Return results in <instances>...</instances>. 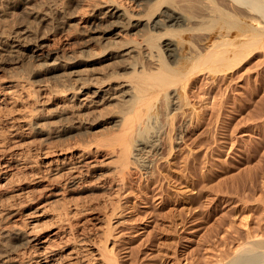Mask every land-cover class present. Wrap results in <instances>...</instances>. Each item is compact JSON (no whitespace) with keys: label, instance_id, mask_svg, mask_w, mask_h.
I'll use <instances>...</instances> for the list:
<instances>
[{"label":"rangeland","instance_id":"374dc122","mask_svg":"<svg viewBox=\"0 0 264 264\" xmlns=\"http://www.w3.org/2000/svg\"><path fill=\"white\" fill-rule=\"evenodd\" d=\"M13 1L0 0V149L21 154L4 169L5 195L29 203L26 212L34 211L29 220L44 228L54 223L65 202H53L51 191L63 180H50L54 170L47 162L77 153L82 146L77 135L47 137L21 121L36 101L52 107L64 99L55 90L57 78L33 73L28 47L34 45L35 33L41 37L48 30L42 39L48 48L67 44L77 48L78 18L90 7L75 3L68 14L57 13L51 24L48 20L38 25L36 14L61 7L63 0H31L32 13L23 10L22 2L17 5L19 0ZM256 51L225 76L211 72L196 76L189 87L190 104L184 106L186 116L174 121L175 128L187 123L183 140L173 138L176 130L167 124L159 137V153L144 154L147 173L143 166H132L117 194L107 188L111 176L107 180L90 172L84 176L77 186L81 190L67 198L72 209L86 208L92 217L85 226L91 227L89 231L79 232L88 239L83 260H92L82 264L99 261L93 245L104 240L118 264H222L252 241L264 239V50ZM11 80L20 83L15 91L4 84ZM96 130L94 146L112 134ZM67 146L68 152L61 151ZM95 152L90 159L102 160L100 150ZM251 171H257L256 182L243 183ZM46 183L49 187L44 188ZM105 214L112 218L109 224L103 221ZM81 218L74 215L72 220Z\"/></svg>","mask_w":264,"mask_h":264},{"label":"bare ground","instance_id":"6f19581e","mask_svg":"<svg viewBox=\"0 0 264 264\" xmlns=\"http://www.w3.org/2000/svg\"><path fill=\"white\" fill-rule=\"evenodd\" d=\"M30 1L19 0L17 5L22 2L23 10L32 13ZM75 3L90 7L87 15L78 18L77 48L70 44L48 48L42 40L48 30L41 37L35 33L34 45L28 47L33 73L57 78L60 84L55 90L64 99L52 107L36 101L34 110L21 121L39 135H77L82 147L77 153H64L47 162L54 170L50 180H63L51 191L53 202H65L54 223L44 228L29 220L34 213L26 212L29 203L5 195L8 178L4 169L10 168L11 160L19 159L21 151L0 149V264H82V248L88 239L79 234L89 228L85 226L92 217L86 208L72 209L67 198L81 190L77 186L84 176L89 172L106 180L111 176L113 182L105 185L117 194L132 166L149 171L144 154L159 153V137L167 124L176 130L173 138L183 140L187 123L175 128L174 121L186 113L189 87L196 76L210 72L225 76L256 49L264 50V0H63L61 7L37 13L38 25L48 20L51 24L57 13L68 14ZM4 84L10 91L20 85L14 80ZM31 93L37 94V90ZM96 128V132L112 133L97 144L99 148L93 145ZM171 144L173 147L172 139ZM67 149L69 146L61 151ZM97 149L102 160L90 159ZM257 177V171H251L242 180L254 184ZM47 187L49 183L44 185ZM79 214L82 218L74 222L72 217ZM109 216H102L105 224L112 219ZM93 247L99 261L92 264H118L107 240ZM222 264H264V239L252 241Z\"/></svg>","mask_w":264,"mask_h":264}]
</instances>
